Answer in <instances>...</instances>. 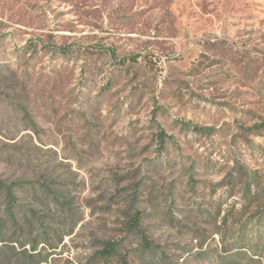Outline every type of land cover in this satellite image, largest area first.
<instances>
[{"label":"rangeland","instance_id":"obj_1","mask_svg":"<svg viewBox=\"0 0 264 264\" xmlns=\"http://www.w3.org/2000/svg\"><path fill=\"white\" fill-rule=\"evenodd\" d=\"M263 120L264 0H0L3 237L36 264H264Z\"/></svg>","mask_w":264,"mask_h":264},{"label":"trees","instance_id":"obj_2","mask_svg":"<svg viewBox=\"0 0 264 264\" xmlns=\"http://www.w3.org/2000/svg\"><path fill=\"white\" fill-rule=\"evenodd\" d=\"M249 129L255 130V132H258V134H264V120L258 124H255L252 127H249ZM157 136H158V140L161 143V146L164 149L166 144H168L169 142L168 139L170 138V136L164 129H161L160 133H158ZM3 190H5L6 197H10L9 205L11 208L6 210V215L0 214V234L2 235L0 237V243H1L0 245V264H36L39 262L38 258L41 256L40 253L28 252L27 249L25 248V243L23 242H20L22 249L17 250L13 244L8 245V242L9 241L19 242L18 238H16L15 240H8L5 237H3L4 230L7 227L8 220L13 219L14 221L18 222V216L15 211V207L17 203L13 195L12 188L11 187L7 188L5 183L0 182V193L3 192ZM45 190H46L45 191L46 193H49V194L51 193V191L49 190V187L46 186ZM137 216L138 214L136 215V217H134V220L137 218ZM15 230L16 231L24 230V227L23 225H20L19 223H17ZM33 247H34V250H36V246L34 245Z\"/></svg>","mask_w":264,"mask_h":264}]
</instances>
